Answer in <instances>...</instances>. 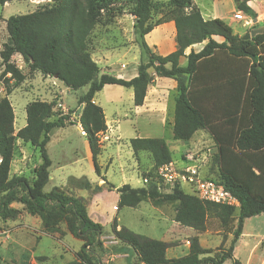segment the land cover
<instances>
[{"label": "trees", "instance_id": "1", "mask_svg": "<svg viewBox=\"0 0 264 264\" xmlns=\"http://www.w3.org/2000/svg\"><path fill=\"white\" fill-rule=\"evenodd\" d=\"M5 1L0 0V3ZM112 1L115 0H52L50 7L6 20L10 43L5 44L0 53L4 63L1 77L8 74L10 77L5 79V96L0 99V218L15 217L10 204L17 200V192L21 190L28 197L29 213L41 216L44 228L53 226L51 218L56 215L67 217L68 232L82 241L75 260L66 264H94L93 248H103L102 226L89 218L83 199L57 187L44 191L51 165L47 154L50 133L55 128L74 125L69 116L60 114L52 120L54 103L35 100L25 107V126L14 132V112L7 97L23 82L24 75L11 63L13 55H19L31 72L56 77L69 90L87 87L86 93L78 99V104L83 105L78 122L99 177V136L107 126L103 110L93 98L105 85H116L131 88L134 106H141L153 80L149 74L152 69L156 77L172 78L177 83L173 139L187 142L199 130L210 133L217 146L211 160L217 175L215 179L210 178L222 185L239 206L203 202L179 187L162 193L153 184L141 188L125 184L116 189L117 209L135 208L146 200L176 204L173 220L179 225L202 233L208 215L212 214L223 231L233 238L219 259H209L204 255L212 250L202 248L197 235L189 238L188 253L178 258L166 256L169 243L149 239L125 227L118 228L116 220L112 223L113 237L125 246V253L131 250L140 264H204L208 260L213 264H223L226 260L242 264L232 259V252L241 237L243 222L264 214V32L242 40L223 20L203 19L193 0H134L130 13L136 21L133 34L139 49V64L137 75L125 80L101 73L89 50L90 34ZM247 1L233 0L235 9L255 19L257 14ZM156 14L162 16L153 22ZM170 21L175 27L176 50L159 56L147 45L145 36ZM213 36L223 38V42L217 43ZM206 40L199 52L191 50L184 55L185 49ZM183 56L187 62L181 67L179 59ZM8 80L14 81L13 86L8 85ZM16 140L39 151L41 162L33 169L31 182L22 175L10 177ZM129 144L134 155L147 152L151 156L152 167L142 176L172 161L164 139L136 137L130 139ZM101 178L108 191L115 188L104 176ZM71 180L79 184L80 189L102 191L101 186L92 185L86 178ZM51 207L55 208L54 215Z\"/></svg>", "mask_w": 264, "mask_h": 264}, {"label": "rangeland", "instance_id": "2", "mask_svg": "<svg viewBox=\"0 0 264 264\" xmlns=\"http://www.w3.org/2000/svg\"><path fill=\"white\" fill-rule=\"evenodd\" d=\"M195 1L202 5L203 14H206L209 9L208 0ZM251 2H260V0H251ZM52 4V0H6L4 3H0V53L4 45L10 43L6 31V20L10 16L28 14L50 7ZM260 4L264 9V0H261ZM218 5L220 17L230 16L227 13L230 5L226 0H220ZM133 6L134 0L112 1L103 10L101 22L90 34L89 50L101 73H109L122 79L129 78L130 69L138 63L139 49L134 43L133 34L135 21L130 13ZM238 12L236 9L232 10L233 20H236L234 15ZM161 16L162 14L154 15L152 21L155 22ZM249 20L250 23H248ZM251 20L243 18L238 21L239 24L233 25L234 31L244 35L251 29L264 27V14L259 15L256 23ZM10 60L24 75L23 82L15 87L7 97L14 112L15 130L24 127L26 124L25 107L35 100L54 103L52 120L57 119L61 114L69 116V120L74 123V125L67 124L63 128H55L50 133L47 154L52 162L50 171L55 180L48 182L44 191L49 192L54 188L58 175L63 179V183L67 186L66 189L79 186L71 179L68 183L66 182L70 176H84L88 180L95 179L97 175L93 163L86 156L87 140L84 135H81L78 126L80 125L78 118L83 109L82 107L80 113L77 114V110L81 106L78 104V99L86 93L87 87L67 90L60 81L52 80L49 77L44 78L40 73L31 72L20 56L15 54ZM121 65H124V68H121ZM3 70L4 63L0 57V99L5 96V79L10 77L9 74L1 77ZM151 71L152 69L149 70V72ZM13 83V80H8L9 86H13ZM120 88L122 89L120 100L115 99L117 93L109 91L97 93L96 96V100L102 104L109 126H111L110 140L104 141L106 143L101 142V154L97 159L101 174L105 175L106 181L113 185L128 184L142 187L141 176L151 169L152 160L147 152L144 154L139 152L133 156L129 146V140L132 138L164 139L175 162H180V158L186 153L197 151L195 148H199L198 151L208 148L211 155L216 153L215 143L207 131H203L188 142L175 141L172 139L171 130L167 129L168 127L160 128L158 118H154L158 120H148L144 115L132 118L129 114L132 100L127 92L131 90ZM115 113L118 116L117 121ZM117 137L118 139H116ZM207 159L204 162V174L215 179L217 170L211 166L212 158L207 157ZM13 160L10 172L14 174L21 171L24 173L22 176L31 182L33 166L41 162L39 151L30 144L16 140ZM101 184L106 189L107 185L103 180ZM66 189L63 190L66 191ZM83 190V192H87L88 197L96 194L91 189ZM184 192L192 194L189 188H186ZM115 200L113 194H108L104 199V210L107 215L105 214L100 225L102 226L101 236L106 242V247H103L102 250L93 248L94 264H140L131 250L125 253V246L109 237L113 235L112 223L114 221L108 223L106 219L112 216H116L114 220H117L120 226L138 235L153 240H164L170 244V249L177 246L176 236H171L168 232V229L172 228L171 220L174 217L176 204L161 202L157 204L146 200L135 208L117 209ZM84 202L86 205V201ZM27 203L26 193L19 190L17 200L10 204V207L15 210V217L6 220L0 218V264H62L69 260V262L75 260L74 251L80 249L82 241L66 234L68 232L67 217L56 215L51 218L53 226L44 228V219L37 214L29 213ZM113 206H116V210H113ZM50 211L51 214H55V208L51 207ZM242 234L232 252V259L242 264H264V214L246 219L243 222ZM202 235V243L206 246L205 248L212 250L210 254L204 255L206 258L210 257L209 259H219L221 254L230 247L233 238L232 234H226L223 231L212 214L208 215L206 229ZM185 237L183 235L181 241H184ZM181 249L184 250L183 247ZM185 252L186 250L178 255L185 254ZM231 262V260H226L223 264H231ZM204 264L213 263L208 260Z\"/></svg>", "mask_w": 264, "mask_h": 264}, {"label": "crops", "instance_id": "3", "mask_svg": "<svg viewBox=\"0 0 264 264\" xmlns=\"http://www.w3.org/2000/svg\"><path fill=\"white\" fill-rule=\"evenodd\" d=\"M226 1L230 5V8L227 10V13L230 16H228L227 18L219 16V13H218V6L219 5L218 4H219L220 0H208L209 9H207L206 14H203V11H204L203 7H202L201 4L198 3V1L196 2L195 0H193V3L200 10L203 19L211 20V19H215V18H219L220 17L219 19H221L224 22H226L232 28L233 34H235V35H237L239 37H242L243 33L242 34H238L233 29V25L234 24H239V22L236 21V20H233V18L231 16L232 10L235 9V4H234L233 0H226ZM260 2H261V0H260ZM260 2H254L255 3L254 4V3L251 2V0L247 1V5L250 6L253 9V11L257 14V17L255 18L256 22L259 19V15H263L264 14V9L261 7ZM243 17L244 18H249L246 15H243ZM251 21L254 23V19H252ZM212 39L214 41H216L217 43L223 42V38H221L219 36H213ZM145 40H146L147 45L150 47V49L155 54H157L159 56H167V55H169L170 53H172V52H174L176 50L174 23L172 21H170V22H167V23H164V24H161V25L157 26L156 28H154V30H152L149 34H147L145 36ZM206 43H207V40L203 41L200 44H195V45L185 49L184 55H188L191 52V50L194 51L195 53L199 52L205 46ZM137 61H138V63L135 64L133 66V68H131L130 71H129L130 72L129 78H125V80L132 79L133 77H135L137 75V67H138V64H139V57L137 58ZM186 62L187 61H186L185 56H183V57H181L179 59V65L181 67H184L186 65ZM121 68H124V65H121ZM149 74L152 77L155 76L154 73H153V70L151 72H149ZM43 77L45 78V76H43ZM46 77H49L52 80L59 81L56 77H50V76H46ZM120 77H122V76H120ZM120 87L121 86L118 87L116 85H105L100 92L109 91V92H112V93H117L115 99L116 100H120L121 99V94H122V91H121L122 89ZM176 87H177V83L172 78H163V77H156V76L153 77L152 82L147 87L146 97H145L144 102H143V104L141 106H134V104H133V91H132L131 88H127V89L131 90V91H127V92L129 94L130 99L132 100L131 101L132 102V107L129 109V114L131 115L132 118H133V116L134 117H138V116L144 115L148 120H158L159 119L158 121L160 122V128L164 129L165 127H168L167 129L171 130V137H172L174 97L176 95ZM66 89L69 90L68 88H66ZM100 92H98V93H100ZM96 96H97V93L95 94V96L93 98V102L96 105H98V106H100L102 108L103 113H104V117H105V123H106V126H107L106 131L99 136L100 143L104 142V141L108 142L110 140L111 126H109V121L106 118L105 110H104L102 104L100 102H97ZM112 103H114V102H112ZM114 116L116 117V121H117V119H118L117 113H115ZM124 117H126V115H124ZM154 118H158V119H154ZM116 121H114V122H116ZM24 126H25V124H24ZM78 126L80 128L81 135H84V133L82 132L81 126L80 125H78ZM17 131L18 130L14 129L15 133H17ZM203 131H207V130H199V131H197L193 135V137L191 139H193L194 137H196L197 135H199ZM116 139H118V137ZM172 139H173V137H172ZM106 142H104V143H106ZM166 144H167V142H166ZM129 146H130V144H129ZM167 146H168V144H167ZM102 147H103V145H102ZM215 147H216V152H217V146L215 145ZM168 148H169V146H168ZM195 149L198 150L199 148H195ZM169 151H170V148H169ZM142 153L144 154L145 152H141L140 154H142ZM170 154H171V151H170ZM86 156H87L88 159H90L92 161L91 154H90V151H89V148H88V143H87ZM133 156H134V154H133ZM171 158H172V156H171ZM13 161L14 160H12L11 168L13 166ZM172 161H173V159H172ZM39 164H34L33 169ZM51 165H52V162H51ZM51 165H50V167H51ZM50 167L48 169V171H49V181L48 182H51V181L55 180L53 174L50 171ZM12 174L13 173L10 172V177L13 176V175H16V176L24 175V173L21 172V171H19V173H14L13 175ZM101 175L105 177V175H103V174H101ZM82 178H84V176H82V177L70 176L69 178H67L66 182L68 183V181L70 179L79 180V179H82ZM56 180H57V182L54 183L55 184L54 187H59L61 189H64V188L66 189L67 186H65V183H63V179L60 178V175L57 176ZM88 181L92 185H98V186L102 187V184H101L102 180H101V177H99V176H96L95 179H90ZM113 186L115 188L112 191H108L107 189L102 187V191L97 192L96 194L92 195V197H88V195H86L87 192H83L84 190L78 188L77 186L70 187L69 189H66V191L69 194H72L73 196H75L77 198H81L84 201H86V210H87L89 218L93 222L101 224V222L104 219L105 214H106V212L104 210V206H105L104 199L108 196V194H113L115 199H116L115 200V202H116L115 204H117L118 200H119V195L116 192V189L118 187H120V185H113ZM130 186L133 187V188H139V187H134L132 185H130ZM115 208H116V206H113V210H116ZM114 219H116V216H112V217L106 219V221H108V223H112L114 221ZM171 222H172V224H171L172 228L168 229V232H170L171 236H176V239L178 240V244H177V246H174L171 249H170V247L167 249L166 256L168 258H178V257H181V255L182 256L186 255L188 253V249H189V241L188 240H189V238H191L193 236H196V235L198 236L199 243H200L201 247L202 248L206 247L202 243V237H203L202 233H197L192 228L181 226L178 223H176L173 219L171 220ZM116 223H117V220H116ZM117 226H118V228L122 227L118 223H117ZM13 231H15V230H13ZM66 234L71 235L69 232H67ZM183 235H185L186 237L183 239L184 241H181V238H182ZM109 237H111L113 240H115L113 235H110ZM178 238H180V239H178ZM100 240L102 241L103 247H106V242L103 241V236H101ZM162 241L166 242L164 240H162ZM115 242H118V241L116 240ZM181 243H182V246H181ZM181 247H183V249L186 250V252H185V254L178 255V253L184 251V250L181 249ZM78 251L79 250L74 251L75 258H76V253ZM69 261L66 262V263H69ZM66 263H62V264H66Z\"/></svg>", "mask_w": 264, "mask_h": 264}, {"label": "built area", "instance_id": "4", "mask_svg": "<svg viewBox=\"0 0 264 264\" xmlns=\"http://www.w3.org/2000/svg\"><path fill=\"white\" fill-rule=\"evenodd\" d=\"M234 18L240 21L244 17L239 11ZM212 156L208 149L188 152L180 162L171 161L157 167L151 174L141 176V184L143 187L153 184L162 193H169L175 187L184 191L189 188L192 195L203 202L238 208L236 199L222 185L204 174V162Z\"/></svg>", "mask_w": 264, "mask_h": 264}, {"label": "water", "instance_id": "5", "mask_svg": "<svg viewBox=\"0 0 264 264\" xmlns=\"http://www.w3.org/2000/svg\"><path fill=\"white\" fill-rule=\"evenodd\" d=\"M256 22V19H254V23ZM136 23V21H135ZM264 32V27H259V28H255V29H251L248 33H245L241 39L242 40H249L253 37H255L256 35H260ZM82 105L79 107V109L77 110V114L80 113L81 109H82Z\"/></svg>", "mask_w": 264, "mask_h": 264}]
</instances>
